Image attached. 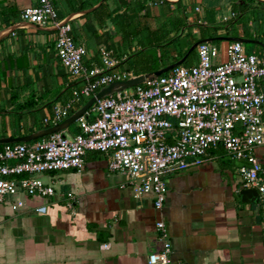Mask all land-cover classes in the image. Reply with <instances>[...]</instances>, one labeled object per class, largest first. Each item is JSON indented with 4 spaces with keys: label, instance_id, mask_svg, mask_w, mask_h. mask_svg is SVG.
Masks as SVG:
<instances>
[{
    "label": "crops",
    "instance_id": "crops-1",
    "mask_svg": "<svg viewBox=\"0 0 264 264\" xmlns=\"http://www.w3.org/2000/svg\"><path fill=\"white\" fill-rule=\"evenodd\" d=\"M93 1L53 3L56 14L63 17L60 20L68 21L73 41L85 47L86 64L98 62L100 46L119 50L125 45L129 53L137 49L134 42L121 43L110 19L138 1L145 7L139 16L145 14L150 30L160 28L170 17H179L183 27L178 39L191 35L193 41L201 40L198 26H203V39L230 36L233 28L240 33L238 38L264 44V10L257 6L264 0ZM34 2L0 0V141L28 137L56 126L44 119L51 118L55 106L64 104L76 86L58 62L55 30L49 26L39 29L20 20V11ZM81 2H92V6L77 10ZM101 2L113 11L110 18L101 24L92 17L81 18ZM222 8L229 15L219 20L215 13ZM254 8L263 12L256 19L245 18L244 23L230 20L240 9L246 12ZM228 23L235 24L229 27ZM218 42V47L228 43ZM257 56L264 59L262 53ZM121 57L126 58V53ZM174 60L171 52L168 63ZM258 85L264 89V82ZM81 103L80 107L85 104ZM262 118L264 121V105ZM71 124L62 130L64 134L77 132L76 127L69 129ZM5 144L0 143V149ZM241 164L220 150L197 166L166 175L165 199L157 211L151 196L134 199L128 188L120 187L124 178L107 170L104 154L87 153L80 171L38 176L53 187L52 196L23 199L22 207L16 210L0 206V264H147L148 254L159 250L158 220L166 226L173 264H264V203L258 195H241L249 189L243 187L236 171ZM38 207H44V213L35 212Z\"/></svg>",
    "mask_w": 264,
    "mask_h": 264
},
{
    "label": "built area",
    "instance_id": "built-area-1",
    "mask_svg": "<svg viewBox=\"0 0 264 264\" xmlns=\"http://www.w3.org/2000/svg\"><path fill=\"white\" fill-rule=\"evenodd\" d=\"M34 1L20 11V20L55 28L58 62L76 82L70 98L44 119L57 125L82 100L135 75L119 70L125 57L117 59L104 46L97 49L98 62L86 64L85 47L72 40L70 25L56 18L54 0ZM195 53L193 65L175 66L96 99L75 120L78 133L60 131L30 144H5L0 149V206L16 210L23 199L52 196L53 187L39 175L80 171L85 155L98 152L106 156L107 170L124 178L121 188H128L134 199L151 196L159 211L166 194L164 177L199 165L216 150L243 162L236 169L243 187L256 191L264 203V169L253 152L264 143V89L258 85L264 82V59L246 53L239 42L220 47L204 42ZM155 230L160 246L148 254L147 264H173L165 224L158 220Z\"/></svg>",
    "mask_w": 264,
    "mask_h": 264
},
{
    "label": "trees",
    "instance_id": "trees-1",
    "mask_svg": "<svg viewBox=\"0 0 264 264\" xmlns=\"http://www.w3.org/2000/svg\"><path fill=\"white\" fill-rule=\"evenodd\" d=\"M97 1L98 0H94L93 2H97ZM177 4L178 3L175 4L176 10L179 6ZM91 6H92V2H81V4H79V6L77 7L78 8L77 10L90 8ZM257 6L261 10H264V4H257ZM144 9H145L144 5H142V3L138 1L136 4L126 6L124 13L120 15H114L110 19V22L112 23L115 32L120 36L121 43L128 44V41H131L134 42L135 46L137 47V49L131 52V54L129 55L130 57L132 56L133 58L127 61L124 70L130 71L133 75L149 73L178 61L184 55L186 56L181 65L183 66L193 65L196 62L195 48L191 51H189V49L196 41H193L191 35H184L181 39H178L177 37L178 31L180 30V28L183 27L182 19H180L179 17H170L163 22L160 28L150 30L145 23V19H144L145 14H142L143 16H139V12ZM242 11L243 10L238 12V16L240 15V13H242ZM112 12L113 11L108 10L104 2H101L89 14H86L81 18L87 20L88 17H92V19L96 23L101 24L102 20L110 18ZM238 16L235 17V14L233 13V16L230 18V20L237 19ZM100 17H103V19H100ZM56 18L60 20L63 17L58 16L56 14ZM230 24L232 23H228V25ZM198 27L200 29V33H199L200 38L203 39L206 34V33L204 34L203 30L206 28H204L203 26H198ZM170 32H173V35L170 36L169 35ZM70 35H71V31H70ZM229 35L231 37L241 36L240 33L236 32V30L233 28H230ZM145 47L155 48L156 54L153 57L145 56L143 53ZM167 47H169L171 52L175 54V60L172 63H168L167 56L170 55L171 52L169 51V54L166 52ZM132 53L134 54L132 55ZM84 103H81V105H83ZM76 133H78V130ZM219 151L220 150L214 152H219Z\"/></svg>",
    "mask_w": 264,
    "mask_h": 264
},
{
    "label": "water",
    "instance_id": "water-1",
    "mask_svg": "<svg viewBox=\"0 0 264 264\" xmlns=\"http://www.w3.org/2000/svg\"><path fill=\"white\" fill-rule=\"evenodd\" d=\"M62 23L68 22L66 19H63L61 21ZM52 29L55 30L54 27H51ZM41 29V28H39ZM212 41H225V42H239L241 44H253V45H257L259 47H261L262 49H264V44L256 41V40H249V39H243V38H238V37H216L214 39H201L196 41L195 43H193V45L190 47L189 51L193 50L198 44L200 43H211ZM184 55L181 59H179L178 61L169 64L161 69H158L156 71L153 72H149V73H144V74H140V75H135L125 81H119V82H113L110 83L109 85H107L106 87L100 89L94 96H92L91 98H89L85 104L80 107L78 110H76L75 112H73L69 117H67L66 119H64L63 121H61L59 124H57L56 126H53L51 128H48L46 130H42L39 131L31 136L28 137H23V138H17V139H4L1 140L0 143H13V142H22L25 143L29 140L32 139H36V138H40L43 136H47L51 133H55V132H60L64 129H66V127L71 124L72 122H74L80 115H82L90 106L91 104L96 100V99H100L103 98L105 96H109L115 92H119L121 90H124L126 88H130L133 86H137L139 84L144 83L147 80H150L153 77H157L163 73H166L167 71H169L170 69H172L175 66L181 65L183 60L185 59ZM243 196H245L246 198H256L257 194L253 189H248L242 192Z\"/></svg>",
    "mask_w": 264,
    "mask_h": 264
},
{
    "label": "rangeland",
    "instance_id": "rangeland-1",
    "mask_svg": "<svg viewBox=\"0 0 264 264\" xmlns=\"http://www.w3.org/2000/svg\"><path fill=\"white\" fill-rule=\"evenodd\" d=\"M236 8V7H235ZM241 11V9H240ZM262 14L263 12L260 11L259 9L257 8H254V9H249L247 10L246 12H242L240 13V15L238 16V18L236 19L235 23H244V19L245 18H251L253 17L254 19H256L259 14ZM215 15L218 16L217 19L221 20L222 17H227L229 15L228 11H225V9H221L219 12L215 13ZM218 23V22H216ZM235 23H232L230 24L229 27H232L233 24ZM218 25V26H217ZM215 26L217 27H223L224 25L222 24H216ZM214 46L218 47V41H212L211 42ZM243 48L246 50V52H249V53H252V54H264V50H262L260 47L258 46H255V45H251V44H243ZM113 53L115 54L116 58L117 59H120L121 58V53L125 52L127 57L125 59V61H120V65L118 66V68H120L121 70L125 69L126 67V63L127 61H129L130 59H132L133 57L129 56L131 53L128 52V49L127 47L124 45L122 47H119V50H116V47H114L112 49ZM143 53L145 56H148V57H153L155 54H156V50L155 48H151V47H145V49L143 50ZM134 53H132L133 55ZM169 57V55L167 56V58ZM193 59V58H192ZM119 69V70H120ZM74 127H76V122H73L70 126H69V129H74ZM254 152V155L257 156L259 162L264 166V144L263 146L261 147H257L253 150Z\"/></svg>",
    "mask_w": 264,
    "mask_h": 264
}]
</instances>
